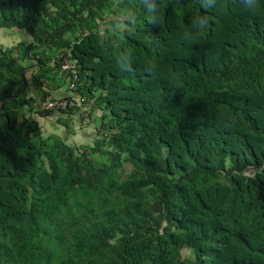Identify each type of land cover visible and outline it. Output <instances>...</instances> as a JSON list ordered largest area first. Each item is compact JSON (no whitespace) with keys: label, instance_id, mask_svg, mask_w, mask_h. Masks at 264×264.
<instances>
[{"label":"trees","instance_id":"16d2710c","mask_svg":"<svg viewBox=\"0 0 264 264\" xmlns=\"http://www.w3.org/2000/svg\"><path fill=\"white\" fill-rule=\"evenodd\" d=\"M2 27L0 264H264V0H0Z\"/></svg>","mask_w":264,"mask_h":264},{"label":"rangeland","instance_id":"374dc122","mask_svg":"<svg viewBox=\"0 0 264 264\" xmlns=\"http://www.w3.org/2000/svg\"><path fill=\"white\" fill-rule=\"evenodd\" d=\"M25 40H28V39H27L26 32L24 30H19L14 27L0 28V44L3 46H12L19 41H25ZM55 120H56L55 115H53L47 121L48 123H45L44 131L46 133L56 132L57 134H64L66 140L73 144L85 142L86 138H88L89 135L85 136L83 130H80L78 128V125H76L77 123H73V125L64 127L56 123ZM71 127L75 129L74 133H70Z\"/></svg>","mask_w":264,"mask_h":264},{"label":"clouds","instance_id":"9594fccd","mask_svg":"<svg viewBox=\"0 0 264 264\" xmlns=\"http://www.w3.org/2000/svg\"><path fill=\"white\" fill-rule=\"evenodd\" d=\"M243 3L245 5V10L246 11H252L253 13L257 12L258 9H259V6H260V0H243ZM150 12H152L153 10L150 9L149 10ZM124 14L125 15H129V16H132V17H135L136 15V12L134 9H125L124 11ZM131 23H135V19H133L131 21ZM205 22L202 20V25L204 24ZM115 29L118 31V32H123V31H131L132 29H130L128 27V25H125L122 21H117L116 24L114 25ZM69 57V56H68ZM72 63V62H71ZM117 63H121V61L119 59H117ZM72 65H74V63H72ZM70 69V68H69ZM71 71H74L73 67H72V70L70 69V72Z\"/></svg>","mask_w":264,"mask_h":264},{"label":"built area","instance_id":"2783aa9c","mask_svg":"<svg viewBox=\"0 0 264 264\" xmlns=\"http://www.w3.org/2000/svg\"><path fill=\"white\" fill-rule=\"evenodd\" d=\"M69 53H70V51L67 50L66 55L63 58V62H62L61 67L63 69L70 68L72 70L73 65H72V63L68 62V60H67ZM65 104H67V101L65 99L54 100L51 97H47L46 101L44 102V107L45 108H54V109L56 108V110H60L65 106Z\"/></svg>","mask_w":264,"mask_h":264},{"label":"bare ground","instance_id":"6f19581e","mask_svg":"<svg viewBox=\"0 0 264 264\" xmlns=\"http://www.w3.org/2000/svg\"><path fill=\"white\" fill-rule=\"evenodd\" d=\"M50 97V96H49ZM52 109V108H51ZM61 111H62V109H61Z\"/></svg>","mask_w":264,"mask_h":264}]
</instances>
